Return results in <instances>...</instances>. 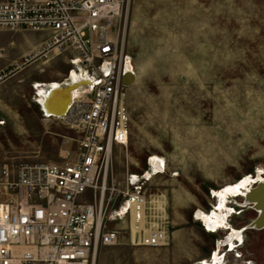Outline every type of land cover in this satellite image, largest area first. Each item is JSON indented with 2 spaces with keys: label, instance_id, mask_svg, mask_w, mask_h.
<instances>
[{
  "label": "rangeland",
  "instance_id": "obj_1",
  "mask_svg": "<svg viewBox=\"0 0 264 264\" xmlns=\"http://www.w3.org/2000/svg\"><path fill=\"white\" fill-rule=\"evenodd\" d=\"M44 37L0 31V64ZM124 43L136 82L129 140L114 146L108 177L120 184L127 172L150 171L151 157L154 171L164 163L144 183L145 216L167 240L132 245L114 204L109 224L122 229L123 243L101 246L95 264H204L215 251L223 264H264V228L250 227L254 206L226 194L218 209L226 186L264 177V0H131ZM67 54L0 84V165L60 160L64 137L75 133L42 118L36 91L71 80ZM198 212L222 220L210 231Z\"/></svg>",
  "mask_w": 264,
  "mask_h": 264
},
{
  "label": "built area",
  "instance_id": "obj_2",
  "mask_svg": "<svg viewBox=\"0 0 264 264\" xmlns=\"http://www.w3.org/2000/svg\"><path fill=\"white\" fill-rule=\"evenodd\" d=\"M129 1L0 0V30L46 33L37 48L0 71V81L68 49L69 72L85 73L62 116L75 135L63 140L60 160L0 165V264H92L101 246L123 240L122 229L110 228L114 204L121 223L120 204L145 203L144 175L130 174L118 189L108 177L107 140L121 144L129 124L123 82ZM87 191L91 201L83 199ZM136 222V244L157 246L161 229L144 231Z\"/></svg>",
  "mask_w": 264,
  "mask_h": 264
},
{
  "label": "bare ground",
  "instance_id": "obj_3",
  "mask_svg": "<svg viewBox=\"0 0 264 264\" xmlns=\"http://www.w3.org/2000/svg\"><path fill=\"white\" fill-rule=\"evenodd\" d=\"M130 1H129V7H130ZM128 14H129V11H128ZM0 31H4V30H0ZM16 31H27V30H16ZM33 32H43L44 33V31H33ZM44 34L46 35V33H44ZM35 48H37V47H35ZM0 52H1V50H0ZM66 53L71 54V56H69V57L67 56V58H66L67 63H68L69 62V58L74 56L72 50L68 49L65 52L60 53L58 55H61L62 54L64 56H66ZM58 55H53V56L51 55L49 59H47L46 61H42L41 64H45L46 62H48L52 58L57 57ZM39 62H41V61H39ZM25 67H27V66H25ZM125 70H126V73H125L126 75H125V77L123 79V82L127 85V88H126V107H127V110L129 111L128 104H127L128 103L127 102V99H128V89H129L130 85L135 84V82H136V79H135L136 78V74L133 72L132 65H131V61H130V58L128 56H127V64L125 66ZM72 71L73 72H69V70H68V78L71 79V80L70 81H66L64 86H54L53 85L52 88H48V86H47L46 87L47 89H42V87H44V86H40V87L37 88V91H36L37 94L39 96L40 95L42 96V97L40 96L41 97V101L39 102V105H40V108L42 110V115H43V117L46 120H59V121H62V116L66 113V111H67V109H68V107H69V105L71 103L72 97L75 95V93H78L80 91V89H79L78 86H79V84L81 82L84 81L82 78H84L83 75L85 73L81 69H74L73 68ZM4 81H0V83H2ZM128 116H129V124H130V111H129V115ZM129 124L126 127L127 129H126V131L124 133L125 134L124 135V140L121 142V144H117L115 142H112L113 140L110 139V138L107 140V144H108L107 145L108 146V155H109V163L110 164H111V156H112V151H113L114 146H117V145H119V146H126L127 143H128V140H129V129H130V125ZM104 134H105V132H103V134L100 137H102ZM64 138H66V137H64ZM152 158L153 157H151L149 159V164L151 166L150 167V171H145L142 174L147 179L151 177V174H155L157 172L158 173L159 172H163L164 169H165L164 163L162 162V166L159 169H156L154 171L153 168H152V165H151V159ZM130 174L137 175L138 178H140V176H142V175L135 174L133 172L132 173L131 172H127V174H125L124 179L127 178V180H129L130 179ZM110 178L112 179V177H110ZM263 180H264V177L258 178L256 180V184L253 187H250V186H248L249 177L246 176V177H244V179H242L237 184L226 186L220 192V194L218 193L219 194L218 195V197H219V207H218V209L219 208L222 209V207L224 206V202H225L224 201V198H225L226 194H231V195L241 194V195L244 196L245 203L251 204L253 206L252 203H249L248 202V197H249L248 193H250V191H252V189L260 181H263ZM115 183H117L116 184L117 186H115L117 189L120 188L121 185L123 184L122 182H120V184L118 182H115ZM89 197H90L89 195L88 196H85L84 195L83 196L84 201H91L92 200V197L91 198H89ZM135 203L137 204V202H135ZM135 203H131V202H128L127 203V202H125V203L120 204V205H122V207L126 208V216L123 218V220H121V223L124 226V228L130 226L129 227L130 229H129L128 233L130 235L129 242H131L132 245H136V240L137 241H141V240L138 239L139 238V235L136 234L137 231H138V229L135 228V226H134V225H136L138 223V222H136L138 219L142 222L140 224H143L144 231H148V229L150 228V226L153 225V224H150L149 221H147V219H146L147 217L145 216L147 200H145V203L144 204L143 203H141V204L139 203L138 205H136ZM257 208L258 207H256V208L254 207V209H256L258 211V214H259V212L264 214V211L262 212L260 209L258 210ZM118 210H119V206L116 207L115 211H118ZM197 215H198L199 219L202 220L203 224L210 231H214L216 229V227L219 225V221L222 220L219 217L220 215L217 212H212L211 215L210 214L209 215H204L203 213L198 212ZM260 219H258V220L260 221ZM258 220H256V218H255V220L253 222H251V225L252 226H250V227H253L255 229L264 228V222L263 221H260L259 222ZM154 225L156 226V224H154ZM157 228L161 229L163 235H161L162 237H161L160 240H159V236H157V240H158L157 242L159 244L157 246H154V247H160V246L165 245L166 240H167V233H166V231L162 227L158 226V224H157ZM121 243H123V242H121ZM121 243H118V244H121ZM219 243L220 242H217V246L216 247H218V244ZM146 247H149V246H146ZM22 249L23 248L19 249L17 247H14L13 248L14 252L21 251ZM97 252H98V250H96V252H95V255H94L93 259H92V261H93L92 264H95ZM26 253H28V252H25V254ZM223 256H221L222 257V260H223ZM212 259H213L212 261H205L204 264H223L222 263L223 261L221 260V258L219 257V255L216 253V251L213 253ZM201 264H203V263H201Z\"/></svg>",
  "mask_w": 264,
  "mask_h": 264
},
{
  "label": "crops",
  "instance_id": "obj_4",
  "mask_svg": "<svg viewBox=\"0 0 264 264\" xmlns=\"http://www.w3.org/2000/svg\"><path fill=\"white\" fill-rule=\"evenodd\" d=\"M19 32H26V31H19ZM44 39V38H43ZM43 39H38V40H36L35 42H31L30 40H29V45H30V47H28L26 50H23L18 56H21V55H24V54H27V53H29L31 50H33V49H35V47H37L42 41H43ZM2 54V52H0V55ZM17 56V57H18ZM56 58V57H55ZM55 58H52V60H54ZM15 60V58L14 59H10V60H8V62H5V63H3V64H0V71L1 70H4V69H6V68H8V67H10L11 65H9V66H7L9 63H12L13 61ZM67 61V60H66ZM40 71H43V70H40ZM55 82H57V83H55ZM55 84L54 86H64L65 85V82H60V81H52V82H49L48 84H43V85H41V86H46V85H52V84ZM1 84V83H0ZM41 96V95H40ZM42 97V96H41ZM41 97H39V99H38V104H39V102L41 101ZM39 109H40V113H41V115H42V110H41V108H40V105H39ZM42 118L43 119H45L44 117H43V115H42ZM46 120V119H45ZM49 121V120H48ZM2 123V122H1ZM231 227V226H230ZM232 228V227H231ZM241 229L242 231L245 229V227H238V229ZM237 233H239V230H236L235 231V233H234V235H236ZM232 234V233H231ZM239 241V239H234V249L237 247V245H236V243ZM236 242V243H235ZM221 243V245L222 246H225V245H223L222 244V242H220ZM216 246H217V244H216ZM203 259H205V258H203ZM201 260V259H200ZM213 259H212V257L210 258V255H209V257L207 258V260H205V261H212Z\"/></svg>",
  "mask_w": 264,
  "mask_h": 264
},
{
  "label": "water",
  "instance_id": "obj_5",
  "mask_svg": "<svg viewBox=\"0 0 264 264\" xmlns=\"http://www.w3.org/2000/svg\"><path fill=\"white\" fill-rule=\"evenodd\" d=\"M127 81V80H126ZM248 202L252 203L253 206L257 209L264 211V180L260 181L253 189L248 193ZM261 218V219H260ZM260 219V221L264 222V214L260 213L257 215L256 220ZM259 221V220H258ZM259 221V222H260ZM257 222V221H256Z\"/></svg>",
  "mask_w": 264,
  "mask_h": 264
}]
</instances>
